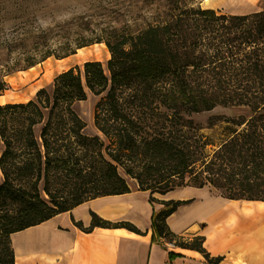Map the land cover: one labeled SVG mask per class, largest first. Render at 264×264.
I'll return each mask as SVG.
<instances>
[{"label": "trees", "instance_id": "16d2710c", "mask_svg": "<svg viewBox=\"0 0 264 264\" xmlns=\"http://www.w3.org/2000/svg\"><path fill=\"white\" fill-rule=\"evenodd\" d=\"M13 10L11 18L20 20L0 29L12 28V37L0 40V95L6 76L54 54L49 29L19 31L23 14ZM6 14L3 7L0 17ZM150 15L125 32L95 38L109 52L105 67L87 61L82 70L58 73L50 93L40 89L35 100L0 104V264H14L12 233L102 196L138 190L157 202L153 194L208 185L230 200L264 202V10L231 14L195 0H164ZM12 45L20 47L10 57ZM87 93L101 96L93 133L75 109ZM216 108L232 113L210 115ZM160 203L152 241L218 264L203 237L183 241L166 225L189 201ZM74 225L139 233L93 213L88 228Z\"/></svg>", "mask_w": 264, "mask_h": 264}, {"label": "rangeland", "instance_id": "374dc122", "mask_svg": "<svg viewBox=\"0 0 264 264\" xmlns=\"http://www.w3.org/2000/svg\"><path fill=\"white\" fill-rule=\"evenodd\" d=\"M163 2L164 0H0V12L3 13V7L9 12L6 14L8 19L0 17L2 31L3 26L7 28L20 20L11 18L13 9L20 7L23 26L19 31L27 33L33 26L49 29L48 47L54 53L32 67L6 76L7 89L0 95V104L35 100L36 92L40 89L50 93L53 79L58 73L68 69L82 70L83 63L87 61H97L105 67L109 52L105 44L95 38H105L110 32H125L130 26L142 24L151 19L150 13L155 15ZM195 3L202 8L231 14L264 10V0H195ZM33 10L36 11L35 17L30 15ZM11 30L12 28L6 29L3 33L0 31V40L11 38ZM78 44L84 46L77 47ZM19 47L11 46L10 57L17 56ZM71 49L73 53H69ZM100 97L87 93L86 99L75 105L76 111L87 124L88 133L95 132L93 111ZM231 113L229 110L216 108L210 115ZM206 117L207 115H203L195 118L198 122H204ZM203 133L208 135L212 132L203 129ZM203 191L211 199L225 203L221 208L222 219L218 221L217 217H212L204 224L210 229L212 242H222L217 233L220 229L224 230L228 241L258 244L259 263H264V202L230 200L208 185L203 187ZM217 208L220 210L219 205Z\"/></svg>", "mask_w": 264, "mask_h": 264}, {"label": "crops", "instance_id": "0c3cea01", "mask_svg": "<svg viewBox=\"0 0 264 264\" xmlns=\"http://www.w3.org/2000/svg\"><path fill=\"white\" fill-rule=\"evenodd\" d=\"M173 191L188 196L165 198L163 196L167 193L153 194L151 197L157 202L150 201L149 192L138 190L102 196L86 201L70 212L57 214L38 225L12 233L10 245L14 264H210L198 251L180 248L163 239L152 241V216L164 207L160 202L170 200L189 201L179 205L165 220L170 232L183 241L203 237L202 246L209 257L221 258L218 264H264L259 263L258 244L228 241L227 233L221 229L217 236L222 242H212L210 229L204 224L212 217H217L218 221L222 219L221 208L225 203L211 199L203 188L182 187L168 193ZM139 194L144 196L138 199ZM121 198L124 201L109 202L110 199ZM143 201L150 211L147 225H141L136 218ZM91 203H97L99 208L94 210L86 206ZM84 206V216L78 217L75 211ZM91 213L110 223H129L139 233L125 228L101 227L84 231L74 225L78 222L82 228H88ZM169 252L176 256L168 258Z\"/></svg>", "mask_w": 264, "mask_h": 264}, {"label": "bare ground", "instance_id": "6f19581e", "mask_svg": "<svg viewBox=\"0 0 264 264\" xmlns=\"http://www.w3.org/2000/svg\"><path fill=\"white\" fill-rule=\"evenodd\" d=\"M156 196H159V194H155ZM144 196V194H139L138 195V199H140V197ZM187 197V194H181L177 191H173L171 193H167L166 195H164L163 197L165 198H181V197ZM113 200H119L120 202L124 201V198L121 199H110L109 202L113 201ZM91 207L92 209L96 210L98 209V205L97 203H91L89 205H86ZM85 206L84 207H79L76 211L75 214L78 217H83L84 216V211H85ZM149 208L147 207L145 201H143L141 203V207L139 208V210L136 213V218L137 220L140 222L141 225H147L148 224V219H149Z\"/></svg>", "mask_w": 264, "mask_h": 264}]
</instances>
